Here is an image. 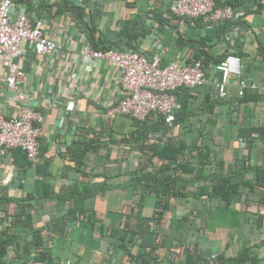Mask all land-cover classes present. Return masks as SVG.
<instances>
[{
	"label": "crops",
	"instance_id": "0c3cea01",
	"mask_svg": "<svg viewBox=\"0 0 264 264\" xmlns=\"http://www.w3.org/2000/svg\"><path fill=\"white\" fill-rule=\"evenodd\" d=\"M213 1L232 3L244 16L208 27L201 17L173 15L171 0H13L10 18L27 14L58 43L56 51L40 55L23 40L16 60L24 71L21 87L42 114L36 159L20 148L0 154V229L11 227V214L22 208V229L29 236L39 231L49 253L48 260L28 264H134L131 257L149 254L157 241L182 254L171 255L173 262L185 264L182 244L213 256L235 254L243 243L259 240L254 250L264 264V214L258 208L264 202V0ZM85 39L98 49L133 46L147 58L158 56L161 66L177 53L201 59L208 81L175 92L194 113L148 135L131 116L105 118V109L123 95L118 71L106 59L81 54ZM229 52L240 57L242 76L257 88L239 96L232 79L220 98L213 66ZM4 75L0 57V114L8 117L17 102ZM69 100L77 104L73 110L65 108ZM168 137L206 142L205 170L229 173L227 185L238 190L231 201L210 192L213 178L194 180L195 169L176 171L175 162L158 155ZM191 156L183 151L177 161ZM139 160L148 170L167 163L170 174L187 180H178L180 189L195 194L179 196L155 220L154 193L136 205L132 180L141 174ZM203 187L207 191L198 192ZM157 253L165 260L164 250Z\"/></svg>",
	"mask_w": 264,
	"mask_h": 264
},
{
	"label": "built area",
	"instance_id": "2783aa9c",
	"mask_svg": "<svg viewBox=\"0 0 264 264\" xmlns=\"http://www.w3.org/2000/svg\"><path fill=\"white\" fill-rule=\"evenodd\" d=\"M12 2L13 0H0V57L5 70L4 83L13 94L17 108L11 116L0 114V154L12 148H20L30 161H34L39 152L42 114L21 87L24 71L16 60L21 54L20 44L23 40L40 55L56 51L58 43L47 37L39 22H33L27 14L19 13L13 19L10 18ZM169 10L181 19L201 17L208 27L244 16L243 10L229 4L216 5L213 0H171ZM79 51L93 59H106L118 71V82L123 95L105 109V118L128 115L145 121L151 116L161 115L170 124L180 108L175 91L208 81L203 61L188 58L184 53H177L172 61L161 66L156 55L147 58L134 49H98L87 39ZM213 67L219 73L215 89L220 98L227 96V87L232 79L239 96H243L247 90L257 88L254 81L242 76L240 57L233 52L227 53ZM75 107L77 104L73 100L65 104L67 110Z\"/></svg>",
	"mask_w": 264,
	"mask_h": 264
},
{
	"label": "trees",
	"instance_id": "16d2710c",
	"mask_svg": "<svg viewBox=\"0 0 264 264\" xmlns=\"http://www.w3.org/2000/svg\"><path fill=\"white\" fill-rule=\"evenodd\" d=\"M229 4V3H227ZM226 5V4H224ZM232 7L236 8V5L229 4ZM81 13V12H80ZM82 21V18H81ZM81 23V22H80ZM93 36L91 35V39ZM89 40V39H88ZM90 41V40H89ZM91 42V41H90ZM92 43V42H91ZM96 43H92V46L96 48ZM117 49L126 50V49H133V46L124 44V46H117ZM110 47H104L102 46L101 49H106ZM176 92V91H175ZM178 100V99H177ZM180 108L175 113L174 120L170 123V128L172 126L176 125L179 121L184 120L188 116L194 113V110L188 106V103L179 101ZM133 118V117H132ZM153 118L152 122H147L150 120L145 121H139L133 118L134 120L141 123L143 126V129L147 131V135L151 134L156 131L164 132L165 128H167L166 125L169 123H166L164 121V117L161 115L157 116H151ZM147 122V123H146ZM189 129L191 126H187ZM194 132V130L192 129ZM258 131H260L258 129ZM195 132L201 134V131L198 129H195ZM146 135V136H147ZM201 136V135H200ZM160 151L158 155L160 157H164L166 160L175 162L176 167L175 170L177 171V168L180 169L182 172L191 173L194 169V176L192 177L194 180L201 179L206 181L210 178H213V180L217 181V184L211 186V193H215L216 195L220 196L222 199H224L226 202L231 201L232 197L231 194L237 193L238 190H233L231 185H227L229 173H226L225 176L222 175L223 168H219V173L212 174L207 173L205 170V166L207 165V152L209 149V146L206 145V142L201 140V142H197L196 140H192L191 143H187L183 139L180 140H174L171 137H168L167 140H164L159 146ZM183 151H187L189 153H192L191 158H187L186 160H180L177 161V156L179 153H182ZM139 166L138 173H141L139 176H136L132 180V185L134 188L138 191L137 193V200L136 205L138 207L142 206V203L145 199V194L154 193L156 196V201L154 204V218L155 220H160L163 214H166L168 209H171L175 206L174 203H172L175 199H177L179 196H185L187 194L194 195L195 192L187 191L184 192L180 189L178 186V180L182 183L187 182L185 178L179 177V174L177 172H174L170 174L168 172V164L164 163L159 169H152L148 170L146 169L147 163L143 162V160H139ZM228 174V175H227ZM186 184V183H185ZM206 192L207 189L205 187L199 188L198 192ZM260 214H264V202L259 206ZM139 209V208H138ZM22 208L19 210H15L14 213L11 215L13 218L11 219L12 226L5 227L4 229H0V264H28V263H35V262H44L48 260L49 253L45 251V249L42 248V240L39 235V231L37 230H30L32 235L30 236L26 233L23 226L25 223L20 220L21 216L26 218L25 221H27V216L24 214ZM259 216V215H258ZM261 216H259L260 218ZM6 218V217H5ZM180 222V221H179ZM20 223V224H18ZM259 223V222H258ZM14 225V226H13ZM31 229V228H30ZM259 240L257 243H248L245 242L241 245L237 253L230 254V253H217L216 255H213L212 258L210 256H206L203 253H199V251L195 248H193L194 245L186 246L185 244H182L180 247L178 245H174L175 247H179L178 250L185 251V264H258L259 258L256 256V251L254 248L256 246H260ZM264 244V240H262ZM258 244V245H257ZM155 250H152L150 248L149 254H145L144 252H137L134 256L131 258L134 259L139 264H180L181 261L177 260L176 262H173L171 259V255L173 258H175V255L178 254L177 251L175 252L174 249L170 247H166L164 243H161V241H157L154 244ZM263 246V245H262ZM174 248V247H173ZM163 251L164 250V256L165 260L162 258L158 259L156 256H158L157 251ZM154 252V253H153ZM152 253L155 254L152 256ZM175 253V254H173ZM181 253V252H180ZM176 255V256H181ZM148 256V259H147ZM153 257V258H152ZM150 259V260H149ZM177 259V258H176ZM180 262V263H179Z\"/></svg>",
	"mask_w": 264,
	"mask_h": 264
}]
</instances>
